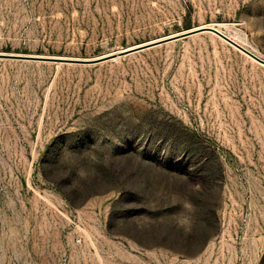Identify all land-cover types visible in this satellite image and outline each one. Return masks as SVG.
<instances>
[{
  "label": "rangeland",
  "instance_id": "rangeland-1",
  "mask_svg": "<svg viewBox=\"0 0 264 264\" xmlns=\"http://www.w3.org/2000/svg\"><path fill=\"white\" fill-rule=\"evenodd\" d=\"M204 27L264 59V0H0V264H264V65L150 46Z\"/></svg>",
  "mask_w": 264,
  "mask_h": 264
},
{
  "label": "water",
  "instance_id": "water-1",
  "mask_svg": "<svg viewBox=\"0 0 264 264\" xmlns=\"http://www.w3.org/2000/svg\"><path fill=\"white\" fill-rule=\"evenodd\" d=\"M199 32H209V33H212V34L216 35L217 37H219L220 39H222L223 41H225L226 43H228L232 47L236 48L240 52L244 53L245 55H247L251 59L255 60L256 62H258V63H260L262 65H264V59H260L259 57L254 55L252 52H250L249 50H247L246 48H244L243 46H241L240 44H238L234 40H232L229 37H227L225 34L220 32L218 29L212 28V27H204L203 29H198V30H195V31H188V32L182 33L180 35H176L174 37H171L170 39H166L164 41H160L158 43H154V44H152L150 46L157 45V44L163 43L165 41L176 40V39L188 37L190 35H194V34H197ZM142 48L143 47H139V48H136V49H131L130 51H125V53L134 52V51H137V50L142 49ZM0 57H3V58H24V57H19V56H9V55H1V54H0ZM37 59H39V60H52V59L46 58V57H39Z\"/></svg>",
  "mask_w": 264,
  "mask_h": 264
},
{
  "label": "bare ground",
  "instance_id": "bare-ground-1",
  "mask_svg": "<svg viewBox=\"0 0 264 264\" xmlns=\"http://www.w3.org/2000/svg\"><path fill=\"white\" fill-rule=\"evenodd\" d=\"M203 29V28H202Z\"/></svg>",
  "mask_w": 264,
  "mask_h": 264
}]
</instances>
